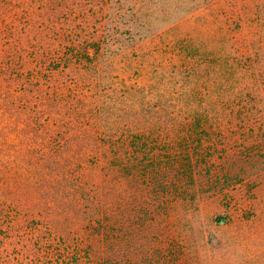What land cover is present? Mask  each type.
Segmentation results:
<instances>
[{
	"label": "rangeland",
	"instance_id": "1",
	"mask_svg": "<svg viewBox=\"0 0 264 264\" xmlns=\"http://www.w3.org/2000/svg\"><path fill=\"white\" fill-rule=\"evenodd\" d=\"M46 1L0 0V264H90L105 218L112 264H264V123L176 120L167 76L240 52L236 0L105 45L93 0Z\"/></svg>",
	"mask_w": 264,
	"mask_h": 264
},
{
	"label": "trees",
	"instance_id": "2",
	"mask_svg": "<svg viewBox=\"0 0 264 264\" xmlns=\"http://www.w3.org/2000/svg\"><path fill=\"white\" fill-rule=\"evenodd\" d=\"M78 1L86 5L84 0ZM217 1L219 0H93L89 8L103 16L100 21L103 28L101 44L105 45L113 40L114 35L127 33L133 39L140 35L141 29L151 30L155 23L167 24L174 15L184 17ZM234 6H238V11L231 16L248 26L247 38L240 42L239 53L236 54L233 47L222 48V44H219V51L214 57H210L211 53L207 51H195L188 41L182 42L181 47L174 46L173 54L179 66L174 64L172 72L167 76L173 80L182 73L186 74L193 86L186 87L182 92L186 103L181 101L184 104L183 110L176 109V120L185 116L196 119L194 121L213 119L264 123V0H236ZM217 37L213 36L212 40H218ZM82 43H87V40L84 38ZM179 52L182 54L181 58L178 56ZM97 54L98 50H95V58ZM86 55L91 60L89 52ZM192 59L195 60L193 63ZM217 75L222 79L220 90H214L209 85H214L216 78L210 79ZM158 86L161 87L160 81ZM208 100L210 102L205 106L202 101ZM198 101H201L202 107L192 113L190 105L198 104ZM108 230L106 218L96 222L92 232H96L98 240L94 235L92 246H87L83 251L86 258L89 261L91 259L90 264H112Z\"/></svg>",
	"mask_w": 264,
	"mask_h": 264
}]
</instances>
